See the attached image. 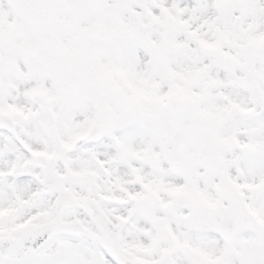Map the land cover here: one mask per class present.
<instances>
[{
  "label": "snow or ice",
  "instance_id": "snow-or-ice-1",
  "mask_svg": "<svg viewBox=\"0 0 264 264\" xmlns=\"http://www.w3.org/2000/svg\"><path fill=\"white\" fill-rule=\"evenodd\" d=\"M0 264H264V0H0Z\"/></svg>",
  "mask_w": 264,
  "mask_h": 264
}]
</instances>
